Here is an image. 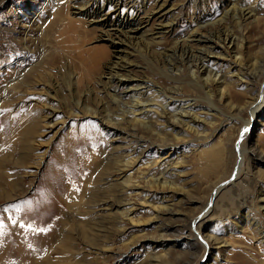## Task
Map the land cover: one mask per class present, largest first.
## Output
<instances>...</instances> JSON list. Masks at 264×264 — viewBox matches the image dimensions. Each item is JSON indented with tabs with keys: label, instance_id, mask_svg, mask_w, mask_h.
<instances>
[{
	"label": "rangeland",
	"instance_id": "374dc122",
	"mask_svg": "<svg viewBox=\"0 0 264 264\" xmlns=\"http://www.w3.org/2000/svg\"><path fill=\"white\" fill-rule=\"evenodd\" d=\"M82 2L0 0V264H264V106L253 118L250 104L264 84V0H129L141 20L129 33L111 24L109 1L95 20ZM231 5L252 10L223 23L237 39L206 41ZM194 30L222 77L207 90L190 62L170 64L182 63L178 43L198 47ZM113 69L131 76L123 103L158 99L137 123L120 119ZM154 87L198 122L173 104L162 114ZM162 174L173 187L153 185ZM46 228L30 249L25 232Z\"/></svg>",
	"mask_w": 264,
	"mask_h": 264
},
{
	"label": "bare ground",
	"instance_id": "6f19581e",
	"mask_svg": "<svg viewBox=\"0 0 264 264\" xmlns=\"http://www.w3.org/2000/svg\"><path fill=\"white\" fill-rule=\"evenodd\" d=\"M109 1L112 6H111V10L115 13L112 19V25L116 26L117 28H127L126 33H129V31L135 30L136 27L140 24V19L138 18L139 14H135L134 12H126L127 10L130 11L127 7L128 5V1L129 0H107ZM105 0H103V3L100 2V0H83L82 4L83 6H87L88 8V14L93 18V20L103 17V19H105L108 14H109V10L107 9L108 7H106V5L104 4ZM132 11V10H131ZM132 16L133 20H131L132 18H129V16ZM252 15V10L248 9V10H244L242 8H240L237 5H231V7L229 8L226 17L227 18H222L220 20H218L221 23V26L217 27L215 29V33L213 35H209L206 37V41H212L214 39L216 40H223L225 41H229L230 43H234V41L237 39L236 35H235V31L234 29H230L227 26H222L223 23L225 21H232V22H237V24H240L239 20H242L243 18H246V16H251ZM92 20V19H91ZM132 22V23H131ZM129 39L131 38L130 35L128 36ZM188 37H192L196 40V45H198V49L195 48L193 49L189 44H187V41H184V43H178L175 48H174V53L178 52V50H182L183 51V56L181 55L180 57V61L182 63H178L172 59H170L169 61H167L168 63L174 61V63H170L173 64L175 66L178 67V65H183V62L185 60H187L188 62H190V66H189V72L191 77L194 79L195 83L200 84L204 89L207 90V88L215 83H218L219 81L222 80V77H220L221 73L219 70H216L215 67H213V65L210 64L209 62V55H211L213 52V50L211 48H209L206 44H209L208 42L206 43L205 41H203V34L199 33L198 30H194L191 35H189ZM205 38V37H204ZM128 39V38H127ZM146 46L148 47L149 44L147 43ZM137 47V46H136ZM196 47V46H195ZM138 51H141L139 47H137ZM242 61L240 60V63ZM167 63V64H168ZM125 68V67H124ZM179 70V69H177ZM248 72V71H247ZM249 75H254L256 76L257 72H256V64L253 65V68L248 72ZM131 79V76L126 74V72L121 71V70H116L113 69L110 72V81H114L115 82V90L113 93H111L112 99L113 101L116 103V106L118 108V111L120 112L121 118L120 119H126L128 117H131V121L132 122H139V120L137 119L136 116V112L142 110L143 108L140 107L142 106V104L144 103H148V102H155L156 100H158L157 98H151L147 101H143L138 94L136 96H133L135 98L134 101H132V103L130 104V106H128V104L123 103L122 98L120 97L119 93H118V87L121 86L122 88L128 87L127 84V80ZM130 88V87H128ZM157 93L161 94V107L163 106V108L161 109V113L165 114V116L167 117V112H168V106L173 104L175 109L174 110H179L181 117L182 116H186L188 117L183 119L186 121V123H189L190 120L192 121V123H197L198 122V116H191L190 117V111H188L187 109L184 108L185 103L183 102H177L174 97V95H170L168 93H166L165 90L161 89V88H156ZM106 90H108L106 88ZM208 95L211 97L210 91H207ZM227 92L226 87L222 88V90L219 91V97L220 99L223 98L225 96ZM174 100V101H173ZM81 104V98L78 97L77 103L76 105L79 106ZM252 111H251V115L254 118L255 115H257L261 109L264 106V84H263V89L260 91L259 95L257 96L256 100H254L252 103ZM251 106V105H250ZM157 108V107H156ZM160 108V107H159ZM88 111H90L89 109H87ZM177 113H172L169 116V119H172V121L174 123H180L181 118ZM108 119H110V116H108ZM200 123V122H199ZM141 124V123H140ZM142 125L144 126H152V124L149 123H145L142 122ZM251 125V120H248L246 122V127L247 129H251L250 128ZM197 126V125H196ZM195 126V127H196ZM193 127V125H192ZM191 127V128H192ZM194 129V127H193ZM196 129V128H195ZM248 137V135H245V139ZM248 150L247 148L243 147L242 145V149H241V158H240V163L239 168H238V172L234 175L235 179H233L234 181H237L238 179H240L243 174V165H248L247 163V159H248ZM264 162V161H263ZM153 185L155 186H160V187H166V188H171L174 186L175 182L170 180L166 174H162L161 176L157 177L152 180ZM224 188H222L221 186H219L217 188V191L215 193L214 199L213 201L211 200V202L215 203V198L216 196H218L220 193H222ZM257 198H261L262 200H264V191L259 192L256 196ZM213 211L212 206L207 207V209L202 212L201 215L197 216L196 219H199L202 216H205L207 214H210ZM125 215H128L125 213ZM202 224L198 225L196 227V235L197 238H201L202 239ZM49 233V229L46 228L43 231H40L38 233H32L29 234L28 231L25 232V239L28 241L29 245H30V249L31 246L32 248H35L41 241L44 240L45 237H47V234ZM208 238L204 241V248L206 250V248L211 247L212 243L210 240L215 239L214 238Z\"/></svg>",
	"mask_w": 264,
	"mask_h": 264
},
{
	"label": "snow or ice",
	"instance_id": "6c2138e0",
	"mask_svg": "<svg viewBox=\"0 0 264 264\" xmlns=\"http://www.w3.org/2000/svg\"><path fill=\"white\" fill-rule=\"evenodd\" d=\"M3 211L7 212V211H9V209H8V208H4ZM20 226H21L22 228L24 227L23 224H21ZM2 228H3V223H2V221H0V229H2ZM41 231H43V230H41Z\"/></svg>",
	"mask_w": 264,
	"mask_h": 264
}]
</instances>
